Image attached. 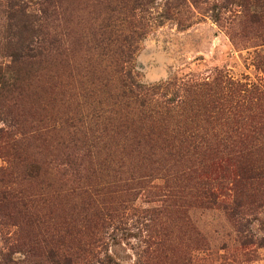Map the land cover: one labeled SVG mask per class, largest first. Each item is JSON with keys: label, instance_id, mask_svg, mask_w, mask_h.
<instances>
[{"label": "rangeland", "instance_id": "1", "mask_svg": "<svg viewBox=\"0 0 264 264\" xmlns=\"http://www.w3.org/2000/svg\"><path fill=\"white\" fill-rule=\"evenodd\" d=\"M60 7L0 92V264H264V0Z\"/></svg>", "mask_w": 264, "mask_h": 264}, {"label": "trees", "instance_id": "2", "mask_svg": "<svg viewBox=\"0 0 264 264\" xmlns=\"http://www.w3.org/2000/svg\"><path fill=\"white\" fill-rule=\"evenodd\" d=\"M6 2L8 18L11 21L9 27L11 38L8 39L9 43L4 53L7 62L0 65V92L6 90L11 93L26 87L37 69L42 70L44 65L55 60V57L64 56L65 44L69 41H64L59 32V35L55 33L59 30L54 23L61 19L59 10L62 0L35 2L6 0ZM51 27H54L55 31H46ZM208 195L211 199L215 197L212 190ZM215 201L214 198L212 203ZM251 237L248 232L244 237L245 244H249Z\"/></svg>", "mask_w": 264, "mask_h": 264}]
</instances>
